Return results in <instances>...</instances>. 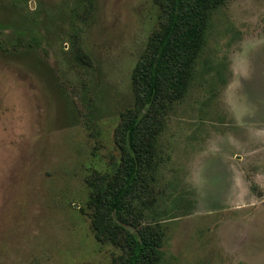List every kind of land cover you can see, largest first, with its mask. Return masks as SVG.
<instances>
[{
    "label": "rangeland",
    "instance_id": "rangeland-1",
    "mask_svg": "<svg viewBox=\"0 0 264 264\" xmlns=\"http://www.w3.org/2000/svg\"><path fill=\"white\" fill-rule=\"evenodd\" d=\"M167 6L0 0V264H123L104 195L142 117L127 220L152 264H264V0H217L185 91L147 109L132 73Z\"/></svg>",
    "mask_w": 264,
    "mask_h": 264
},
{
    "label": "trees",
    "instance_id": "trees-1",
    "mask_svg": "<svg viewBox=\"0 0 264 264\" xmlns=\"http://www.w3.org/2000/svg\"><path fill=\"white\" fill-rule=\"evenodd\" d=\"M217 0H168V10L161 30L151 38L137 62L132 83L141 106L149 109L159 99H177L185 91L192 74L194 60L200 50L207 11ZM78 61L85 59L78 46L74 50ZM145 117L123 125L120 139L124 143L125 159L121 174L104 195V222L111 229L126 225L124 230L126 256L123 264H152L158 240L148 228L137 230L129 218V200L138 188L139 174L148 155V140L142 127Z\"/></svg>",
    "mask_w": 264,
    "mask_h": 264
}]
</instances>
